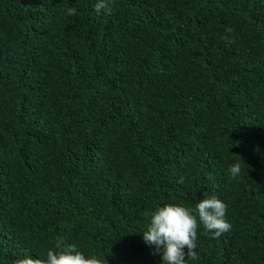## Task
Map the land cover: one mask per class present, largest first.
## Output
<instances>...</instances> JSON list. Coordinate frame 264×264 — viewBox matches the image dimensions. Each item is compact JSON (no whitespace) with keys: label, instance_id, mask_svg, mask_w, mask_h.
<instances>
[{"label":"trees","instance_id":"1","mask_svg":"<svg viewBox=\"0 0 264 264\" xmlns=\"http://www.w3.org/2000/svg\"><path fill=\"white\" fill-rule=\"evenodd\" d=\"M97 2L0 0V264H163L152 213L211 196L186 264H264V0Z\"/></svg>","mask_w":264,"mask_h":264},{"label":"clouds","instance_id":"2","mask_svg":"<svg viewBox=\"0 0 264 264\" xmlns=\"http://www.w3.org/2000/svg\"><path fill=\"white\" fill-rule=\"evenodd\" d=\"M111 4L112 0H98L95 9L97 12L103 10L110 13ZM75 12L74 8L67 10L68 15H74ZM229 171L232 177L239 176L240 163L233 164ZM180 182H183L182 178ZM226 210L227 205L216 196L200 199L195 210L183 205L167 204L152 213L143 239L145 243L156 246V251L162 255L163 264H186V257L193 260L197 258L195 249L200 224L206 234L211 233L213 238H219L231 230L232 225L225 218ZM55 249L47 251L46 259L24 257L17 259L15 264H105V261L108 264L106 258L95 255L86 257L75 243H65L63 238L56 239Z\"/></svg>","mask_w":264,"mask_h":264}]
</instances>
